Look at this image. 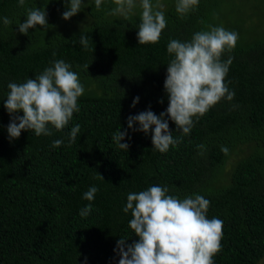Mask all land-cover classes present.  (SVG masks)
I'll return each mask as SVG.
<instances>
[{
	"label": "trees",
	"instance_id": "obj_1",
	"mask_svg": "<svg viewBox=\"0 0 264 264\" xmlns=\"http://www.w3.org/2000/svg\"><path fill=\"white\" fill-rule=\"evenodd\" d=\"M253 1L199 0L197 9L180 19L176 0H161L167 27L159 43L140 45V10L129 20L109 16L112 0L100 10L94 0L87 2L92 21L79 30L60 21L58 30L37 25L27 35L18 30L27 8H45L49 22L62 15L64 0H26L24 7L18 0H0V18L12 20L5 26L0 19V264H119L117 241L124 238L128 245L139 239L129 226L131 212H123L127 195L152 185L167 187L180 199L199 194L210 201L207 218L223 221L222 251L214 264H257L264 258V0ZM210 25L239 34L235 49L221 58H233L225 83L235 96L194 117L186 136L165 116L181 142L161 153L153 148L151 131H133L127 118L167 109L164 81L174 58L168 42L190 41ZM82 34L88 36L87 49L79 43ZM61 59L84 85L80 111L61 131L49 125L50 136L22 130L10 140L8 83L35 79ZM77 124L80 132L69 145ZM126 129L121 143L129 144L128 150L112 139ZM56 139L64 141L59 148L51 147ZM241 145L248 148L244 155H238ZM221 146L229 149L227 155ZM234 155L238 158L226 170ZM92 186L98 188L95 199L85 200ZM88 204L91 212L81 217Z\"/></svg>",
	"mask_w": 264,
	"mask_h": 264
},
{
	"label": "clouds",
	"instance_id": "obj_2",
	"mask_svg": "<svg viewBox=\"0 0 264 264\" xmlns=\"http://www.w3.org/2000/svg\"><path fill=\"white\" fill-rule=\"evenodd\" d=\"M104 2L94 0L96 9L100 10ZM64 3L67 10L62 13V18L65 20L85 6L83 0H64ZM112 3L114 7L106 13L112 17L129 20L136 15L137 9L140 10L137 32L140 45L159 43L162 31L167 27L161 0H112ZM18 4L24 7L26 0H18ZM198 5L199 0H176L175 10L180 19H185ZM26 11L25 21L18 25L20 33L27 35L29 29H35L37 25L45 30L50 26L45 8H27ZM0 19L5 26L12 24L8 17ZM238 39L237 32L210 25L208 30L193 33L190 41L170 40L167 52L174 58L167 65L164 81L168 107L159 115L151 110L130 115L128 127L145 134L151 131L153 148L161 153H166L170 146H178L181 138L173 137L164 117L172 120L182 136H186L194 127V117L198 120L222 99L231 101L234 98L235 92L230 91L225 83L233 58L230 56L227 61L221 58L224 53L235 49ZM71 42L75 44L76 40ZM79 43L87 49L88 36L82 34ZM84 67L88 70L89 65ZM71 68L62 59L54 60L52 66L45 68L35 79L8 83L10 91L4 107L11 118L7 126L10 140L19 138L22 130L34 131L36 136H50L49 125L61 131L69 124L74 112L80 111L78 98L85 92L78 73ZM138 102L137 96L131 106L135 107ZM21 110L22 116L14 115ZM137 122L139 127L133 128ZM79 132V124L71 128L69 145L76 141ZM127 135L126 129L118 130L112 136L120 149L128 150L129 144L121 143ZM63 143V140L56 139L51 147L59 148ZM197 147L203 150L205 146ZM221 151L225 155L229 153L226 146H221ZM100 178L104 179L102 175ZM97 191L98 188L92 186L83 198L93 201ZM209 207L210 201L202 195L180 199L168 194L167 187L159 185L129 193L123 212H131L129 226L139 239L128 245H125L124 238L117 241L114 251L120 256L119 264H214L213 257L222 251L223 221L216 217L207 218ZM91 210L92 205H86L80 216H88Z\"/></svg>",
	"mask_w": 264,
	"mask_h": 264
},
{
	"label": "rangeland",
	"instance_id": "obj_3",
	"mask_svg": "<svg viewBox=\"0 0 264 264\" xmlns=\"http://www.w3.org/2000/svg\"><path fill=\"white\" fill-rule=\"evenodd\" d=\"M258 1L261 2L260 0H254L253 2L260 4V3H258ZM87 2H88V0H83V3L85 6H86ZM251 4L253 5V3H251ZM85 6L83 7V9L80 12H78L76 15L72 16L68 20L63 19L61 14H57L54 17H52L48 22V24L50 25L49 26L50 31H53V30L59 28L58 24H60V21H61V24L62 23L65 24V27H67L68 29H73V30H75V29L79 30L80 28L87 26L92 20L87 15V13L85 11ZM252 9H254V8H252ZM66 10H67V7L65 8L64 11H66ZM240 147L242 148V150H241V152H238V155H241V154L244 155L247 152L248 148L244 145H241ZM236 157L238 158L237 155H234V156H232V159H229L227 165L225 166L226 170L231 167V164L235 161ZM257 264H264V258L261 259Z\"/></svg>",
	"mask_w": 264,
	"mask_h": 264
}]
</instances>
